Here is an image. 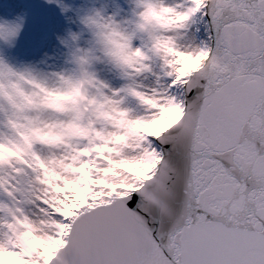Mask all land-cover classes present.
I'll return each instance as SVG.
<instances>
[{
  "label": "snow or ice",
  "instance_id": "snow-or-ice-1",
  "mask_svg": "<svg viewBox=\"0 0 264 264\" xmlns=\"http://www.w3.org/2000/svg\"><path fill=\"white\" fill-rule=\"evenodd\" d=\"M0 264H264V0H0Z\"/></svg>",
  "mask_w": 264,
  "mask_h": 264
}]
</instances>
